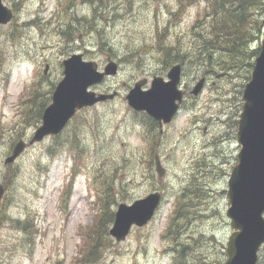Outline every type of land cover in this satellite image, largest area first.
<instances>
[{"label": "rangeland", "instance_id": "rangeland-1", "mask_svg": "<svg viewBox=\"0 0 264 264\" xmlns=\"http://www.w3.org/2000/svg\"><path fill=\"white\" fill-rule=\"evenodd\" d=\"M16 1L3 0L11 9ZM64 1L23 0L12 19L0 25V183L6 185L0 264H171L173 240L162 233L179 194L189 203L191 216L180 236L191 244L183 249L186 264H199L200 258L221 264L232 231L226 215L227 180L239 149L229 116L247 81L237 76L235 88L227 90V77L215 73L222 71L220 66L211 64L208 72L199 61L219 52L193 32L196 23L197 31H205L212 0H109L113 8L105 10L108 18L95 24L101 35L88 29L68 40L59 29L68 20L73 24V14L90 15L93 4L72 0L67 7ZM254 14L260 30L248 48L260 46L264 36V8ZM100 39L104 43L98 45ZM158 41L185 54L180 61L185 84L192 87L201 77L205 84L196 99L203 121L197 122V106L183 111L164 130L165 147L157 151L147 143L148 134L143 137L140 123L145 116L128 106L125 94L137 79L150 81L169 68H163L156 51ZM139 50L137 57L130 54ZM74 52H82L101 69L108 56L116 61L117 73L92 89L117 90L118 95L81 109L59 135L26 143L15 161L5 163L16 141L28 142L35 130V116L25 111L35 106L29 100L33 90L52 92V83L62 77V59ZM188 107L189 103L184 108ZM72 131L82 146L77 154L62 145ZM155 154L164 168L161 178L155 171ZM105 172L113 174L118 203L132 202L155 189L163 192V200L148 224L134 227L121 242L108 234L113 244L102 250L98 261L84 263L80 253L87 249L84 238L94 228L98 177ZM25 222L30 223L27 230L22 229Z\"/></svg>", "mask_w": 264, "mask_h": 264}, {"label": "water", "instance_id": "water-1", "mask_svg": "<svg viewBox=\"0 0 264 264\" xmlns=\"http://www.w3.org/2000/svg\"><path fill=\"white\" fill-rule=\"evenodd\" d=\"M12 17V9L0 0V25L7 24ZM62 65L63 77L57 82L51 102L44 108L41 123L29 144L61 132L76 110L111 99L118 93L116 90L96 92L89 89L106 76L116 74L118 65L109 57L102 70L97 62L84 59L80 52L64 58ZM46 70L47 65L44 72ZM180 70V64L172 65L167 72L168 80L155 76L147 89L142 88L146 78L136 81L125 95L128 105L160 121H170L178 106L177 101L182 99V90L178 88ZM204 83L205 77H201L191 92L198 94ZM242 100L235 134L239 151L227 188L229 205L226 215L233 230L226 241L222 264H257L258 250L264 243V37L250 79L243 87ZM24 147V140L17 141L4 162H13ZM155 169L161 177L164 169L157 155ZM4 191L5 186L0 184V201ZM160 200V192L154 191L131 203L120 202L109 234L115 241H123L132 226L142 227L151 220Z\"/></svg>", "mask_w": 264, "mask_h": 264}, {"label": "trees", "instance_id": "trees-1", "mask_svg": "<svg viewBox=\"0 0 264 264\" xmlns=\"http://www.w3.org/2000/svg\"><path fill=\"white\" fill-rule=\"evenodd\" d=\"M23 0H18L13 3L12 9L13 12L17 11V5L20 4ZM74 1V0H73ZM92 6V12L88 16H79L73 14V24L68 20L65 22V26L60 28L59 31L63 33L66 37V40L72 39V34L76 32H87L88 29L95 31L98 35H101V29L96 27L97 19H106L107 12L111 6L109 0H88ZM20 2V3H19ZM72 3V0H65L64 5L69 6ZM113 8V7H112ZM264 8V0H212L210 3V9L206 15H209L210 20L205 22L202 28L205 31H197L198 24H194V33L201 38V43L210 45L211 47L217 48L219 51L210 58L205 57V60H202L200 57L201 64L204 63L205 70L209 72V67L215 64L220 66L221 72H216L217 76H226L227 77V90L231 89V86L235 88L237 82L234 81L235 77L243 78L244 83L249 80L252 67L254 64V59L259 52V46L256 47H247V43L258 38L257 30H260L257 25V18L254 14L255 10ZM98 12L96 13V10ZM103 9V11H102ZM101 10V11H100ZM201 20V19H200ZM197 21V22H200ZM14 31V30H13ZM100 37V36H99ZM159 37V36H158ZM75 38V37H74ZM73 38V39H74ZM199 39L196 40L198 42ZM98 45L104 43L101 39L97 41ZM200 45H196L198 48ZM102 49H109V47ZM155 48V46H154ZM140 50H145L143 47ZM139 52L131 51L130 54H133L134 57H137ZM156 51L160 53V57L164 66H169L175 62H182L185 58V54L181 55L176 47L168 46L164 43L158 41L156 46ZM1 58V54H0ZM141 58V57H140ZM1 65V59H0ZM207 72V73H208ZM231 84V85H230ZM240 87L243 86L241 83ZM54 84L52 83V90ZM50 90L39 91L34 89L29 100L33 104L35 103L34 109L30 112L35 116V124L37 125L40 122V116L44 107L50 101ZM241 94V91H239ZM233 100H235L233 96ZM48 101V102H47ZM242 100L238 98L235 103H233L234 112L230 114V121L233 124V129L237 125V117L241 108ZM32 108V107H31ZM70 124V123H69ZM68 124V125H69ZM67 128V127H66ZM65 128V129H66ZM77 134L73 131L69 133L68 138L65 142L62 143L63 146L68 147V150L77 154L81 149L80 142H78ZM76 157V155H75ZM78 166V164L76 165ZM114 164L111 167V171L114 168ZM111 173V172H110ZM110 173H104L99 178V191L97 193V200L99 201L98 211L96 212L92 226L94 227L91 232H87L85 241V249L80 253V256L84 263H91L98 261L102 255V250L105 247L113 244L112 239L108 236V229L111 226L114 218V208L113 205L118 203L116 199L117 192L115 191L116 183L114 179H111L113 174L109 176ZM12 176L8 177V183L11 182ZM69 190L66 189L64 196L69 195ZM191 199L188 198L187 200ZM189 203L185 202L184 196L179 194L176 197L174 212L170 214L166 228L164 229L162 236H170L173 240L172 247H170L172 253L171 264H186V255L183 251L184 248H189L191 244L180 238L183 234V228L185 227L187 221L191 218L189 215ZM5 208L1 206L0 208V218L5 212ZM3 209V211H2ZM8 219L10 218L6 215ZM14 222L18 223V219H13ZM27 226H30V223H23L22 229L27 230ZM260 251H264V244L260 248ZM259 251V252H260ZM219 263V262H218ZM217 263V264H218ZM199 264H207L205 258L201 259ZM258 264H264V253L258 255Z\"/></svg>", "mask_w": 264, "mask_h": 264}, {"label": "flooded vegetation", "instance_id": "flooded-vegetation-1", "mask_svg": "<svg viewBox=\"0 0 264 264\" xmlns=\"http://www.w3.org/2000/svg\"><path fill=\"white\" fill-rule=\"evenodd\" d=\"M163 68H168V67L163 66ZM184 68L185 67L181 63L178 87L182 90V99L180 101H177L178 106L170 121L163 122L154 117L148 116L144 111H134L136 113H139L145 116V121L140 123V125L142 126V130L144 131L143 137L145 134H148V137L145 138L147 139V143H149L151 147H154V149H157V151L159 148L165 147L164 143H166V140H164V137H165L166 132L164 130L167 127H169V125L172 124L174 120L179 116V114H181L183 111L191 109V107L197 106L194 111V114L196 115V118H197V122L199 123L203 121L202 118H200V116H203V114L200 113L201 107H199V105L196 103V99L200 93H198L197 95H194L191 93V89L193 85L196 83V81H194L195 83L193 82L194 84L192 85V87H190L189 83L185 84ZM155 75L157 76L160 74H155ZM166 75H167V71L165 72L164 75H160V76H163L164 78H166ZM187 103H189V107L185 109L184 107ZM234 139H235V133H234ZM153 145H157V146H153ZM236 160H237V153H236Z\"/></svg>", "mask_w": 264, "mask_h": 264}, {"label": "bare ground", "instance_id": "bare-ground-1", "mask_svg": "<svg viewBox=\"0 0 264 264\" xmlns=\"http://www.w3.org/2000/svg\"><path fill=\"white\" fill-rule=\"evenodd\" d=\"M101 11V10H100Z\"/></svg>", "mask_w": 264, "mask_h": 264}]
</instances>
